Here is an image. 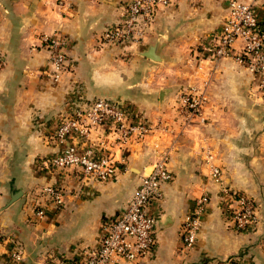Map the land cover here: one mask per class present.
<instances>
[{"label":"crops","instance_id":"obj_1","mask_svg":"<svg viewBox=\"0 0 264 264\" xmlns=\"http://www.w3.org/2000/svg\"><path fill=\"white\" fill-rule=\"evenodd\" d=\"M129 1L0 0V264H54L95 246L103 220L122 209L165 154L172 178L150 207L156 247L140 264H264L260 76L231 55L214 62L205 46L225 19L226 0H169L152 19L138 18L140 39L101 46L100 35L122 24ZM255 7V31L264 35V0ZM52 34L67 40L69 71L58 72L43 47L42 35ZM241 43L235 41L234 51ZM150 48L158 59L144 55ZM190 86L205 89L206 101L202 115L186 123L176 99ZM98 97L159 126L144 142L125 146V168L111 180L51 171L47 159L65 144L47 134L61 114ZM212 167L221 169L225 186L257 203L255 228H227ZM46 185L63 189V204L49 205L36 218L32 203ZM203 193L209 202L200 231L182 250L180 225ZM13 248L20 261L11 259Z\"/></svg>","mask_w":264,"mask_h":264},{"label":"built area","instance_id":"obj_2","mask_svg":"<svg viewBox=\"0 0 264 264\" xmlns=\"http://www.w3.org/2000/svg\"><path fill=\"white\" fill-rule=\"evenodd\" d=\"M256 1L226 0L225 19L221 27L206 39L205 46L214 62L231 55L235 61L258 73V91L264 94V35L255 31L258 25ZM167 2L169 0H130L122 24L105 29L99 37V44L104 46L140 39L138 18L152 19L158 5ZM41 40L58 72L69 71L67 40L58 34L42 35ZM237 40L242 43L234 51L233 44ZM2 64L0 58V67ZM205 95V89L195 86L178 94L176 106L186 117V123L192 117L202 115ZM158 126L134 109L106 98H93L87 100L84 106L58 117L47 138L64 143L65 147L47 161L51 171L68 168L79 180L82 175L99 182L108 181L125 168V146L144 142ZM117 151L118 157L115 155ZM171 178L165 154L154 162L149 174L140 177L136 190L122 209L103 220L102 232L95 246L81 251L77 257H58L54 264H140L152 259L156 247L157 219L150 207L160 197L161 184ZM211 178L220 185V201L227 228L235 232L255 228L258 207L254 199L225 186L219 167H212ZM63 193V189L56 185L38 189L32 203L36 218L44 217L49 205L62 206ZM208 202L209 195L206 193L196 197L184 217L179 228L182 250L194 245ZM10 257L13 261H20L21 252L13 248ZM228 262L238 264L233 260Z\"/></svg>","mask_w":264,"mask_h":264},{"label":"water","instance_id":"obj_3","mask_svg":"<svg viewBox=\"0 0 264 264\" xmlns=\"http://www.w3.org/2000/svg\"><path fill=\"white\" fill-rule=\"evenodd\" d=\"M152 50H153V49L150 48L149 53H146V54H144V55L147 56V57H150V58H152V59H158V57L152 55Z\"/></svg>","mask_w":264,"mask_h":264}]
</instances>
